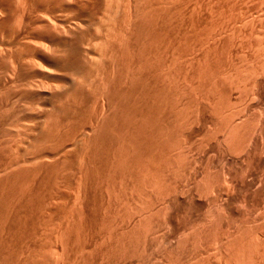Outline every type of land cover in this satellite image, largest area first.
<instances>
[{
	"label": "rangeland",
	"instance_id": "obj_1",
	"mask_svg": "<svg viewBox=\"0 0 264 264\" xmlns=\"http://www.w3.org/2000/svg\"><path fill=\"white\" fill-rule=\"evenodd\" d=\"M0 264H264V0H0Z\"/></svg>",
	"mask_w": 264,
	"mask_h": 264
}]
</instances>
